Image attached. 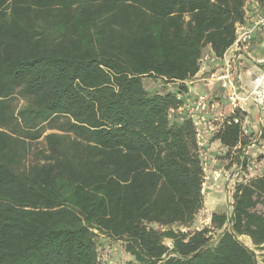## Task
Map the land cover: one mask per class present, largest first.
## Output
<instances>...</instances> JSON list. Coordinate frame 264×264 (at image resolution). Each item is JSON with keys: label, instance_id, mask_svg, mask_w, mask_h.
I'll return each mask as SVG.
<instances>
[{"label": "trees", "instance_id": "obj_1", "mask_svg": "<svg viewBox=\"0 0 264 264\" xmlns=\"http://www.w3.org/2000/svg\"><path fill=\"white\" fill-rule=\"evenodd\" d=\"M246 21V0H0V264L264 259V172L212 214L216 239L190 230L205 171L177 112L204 50L222 59ZM147 77L178 86L151 93ZM245 114L212 137L241 151L244 172L251 146L264 159V127L245 133ZM99 236L127 263L102 257Z\"/></svg>", "mask_w": 264, "mask_h": 264}, {"label": "built area", "instance_id": "obj_2", "mask_svg": "<svg viewBox=\"0 0 264 264\" xmlns=\"http://www.w3.org/2000/svg\"><path fill=\"white\" fill-rule=\"evenodd\" d=\"M260 27L264 31V16L259 18L254 26L249 27L246 24L238 25L237 27V38L232 48V56H235L236 53L239 54H250L252 42L255 38V29ZM238 56V55H236ZM232 58L227 57L226 53L222 59L217 58L210 51L204 53L201 59V67L198 74H203L206 72V67L208 63L218 64L220 67L221 62V71H213L210 73L207 79L219 82L221 88L224 90V100L215 97L209 92L202 91H190L187 92H178L177 97L182 101V106L177 110L180 114H185L186 118L192 120L193 126L195 128V135L197 144L199 146V155L201 158L202 166L205 171V182L203 184V192L206 185V170L210 164H216L217 160L215 157L209 155L208 144L210 139L213 137L216 128L219 127L217 123H224L226 120H229L228 116L235 114L237 110H240L241 113L246 112L243 116L244 128H246L245 133H248V113L247 105L250 103L255 105L259 111L264 109V73L258 75L254 79V87L250 90H245L239 74L233 67ZM197 74V75H198ZM195 76V78L197 77ZM190 83V82H188ZM174 110H171V114L174 113ZM239 122L240 118L235 117V115L230 119V121ZM256 167L255 162L248 164L247 171L243 169L242 165H239L238 171L235 176L240 174H245V176H251ZM222 176L221 172L215 171L214 180H218ZM228 181L229 176L227 177ZM234 180V178H233ZM239 180H242L240 178ZM238 180H235L233 186H231L232 191L234 190L235 183ZM257 252V250H256ZM109 264H116L110 262Z\"/></svg>", "mask_w": 264, "mask_h": 264}, {"label": "rangeland", "instance_id": "obj_3", "mask_svg": "<svg viewBox=\"0 0 264 264\" xmlns=\"http://www.w3.org/2000/svg\"><path fill=\"white\" fill-rule=\"evenodd\" d=\"M246 9L248 11V18L246 21V25L249 27L254 26L256 21L264 16V8L258 7V4L255 0H246ZM255 38L259 41L261 46L260 51V58H264V47H263V40H264V31L260 29V27H256L255 29ZM208 49L204 50V53H207ZM263 63V65H261ZM259 63L264 68V62ZM246 81L251 82L250 89L254 87V79L253 76L247 75ZM247 82V83H249ZM146 89L153 93V92H167L169 90L173 91L178 86L176 83H166L160 79L154 80L150 78L144 79ZM200 91V90H199ZM216 94H220V92H216ZM219 99L223 98L222 95L218 96ZM22 101L20 100L19 103ZM257 107L253 104L247 105V109L249 110V115L247 117L248 121L252 120L256 117V109ZM250 124L248 123V129ZM253 134L256 132L251 129ZM208 144V153L209 155L215 157L217 160L216 164H210L206 170V185L204 190V205L203 208L197 213L193 225L191 227V231L201 229L204 227L211 228L212 232L209 234L213 239H216L219 231L216 227L211 223V216L214 212L217 213H227L229 214L231 211V191L233 183L235 180H242L245 179L243 174H239L235 176L238 171L239 162H241V151L239 149H233L230 153H227V148H224L218 141H213L212 138L210 139ZM211 143V144H210ZM262 152H264V148L262 147ZM251 154L248 155V164L254 163L256 167L254 172L252 173L253 176L260 175L264 172V159H259V154L261 151H258L257 148L251 149ZM215 171L221 172L222 176L218 180H214L213 176ZM251 175V176H252ZM229 176V180H226ZM234 178V180H233ZM155 227H158L155 225ZM174 229H178V225L173 227ZM99 248H100V255L102 257L105 255L109 259H113L118 263H127L130 256L124 251L123 243L121 241H111L105 239L102 236H99ZM239 240L243 242L248 247L255 249L251 239L247 236H239ZM165 243L168 245L172 244L170 239H165ZM258 254V264H264V259L260 255V252L257 250Z\"/></svg>", "mask_w": 264, "mask_h": 264}, {"label": "crops", "instance_id": "obj_4", "mask_svg": "<svg viewBox=\"0 0 264 264\" xmlns=\"http://www.w3.org/2000/svg\"><path fill=\"white\" fill-rule=\"evenodd\" d=\"M247 16H248V11L246 9V19L248 18ZM256 39L257 38H254L252 42L250 54L236 53L235 56H232L233 50L231 47L226 51L227 57L232 58L231 62L233 64V67L236 70V72L239 74L241 81H242V85L245 90H250V84H251V82L246 81L247 75L253 76V79H255L256 76L264 73V68L259 64V63L264 62L263 61L264 58L261 59L259 55L262 44H260L259 41H257ZM208 49L209 51H211L210 48ZM219 64H220V67L218 68V64L208 63L205 73L198 74L196 78H193L192 80H190V83H188L189 90L191 92L197 91V90H200L202 92H209V94H212L215 97L222 95L223 98H221V100H224V102H226L225 97H224V90L221 88L219 82L207 79L211 72L216 70L217 71L216 73H219L221 71L222 69L221 66L223 65V62ZM216 92H220V94H216ZM255 115L256 117L253 118L252 120H249L248 123L250 124L249 131L252 132L251 129H253L257 133L260 130V128L264 127V109L261 111L257 109ZM260 144H262L263 145L262 147L264 148V140H260ZM262 147H259V150H262ZM251 149H252V146L250 147V150ZM231 198H232V195H231Z\"/></svg>", "mask_w": 264, "mask_h": 264}, {"label": "water", "instance_id": "obj_5", "mask_svg": "<svg viewBox=\"0 0 264 264\" xmlns=\"http://www.w3.org/2000/svg\"><path fill=\"white\" fill-rule=\"evenodd\" d=\"M263 47H264V40H263ZM263 61H264V59H263Z\"/></svg>", "mask_w": 264, "mask_h": 264}]
</instances>
